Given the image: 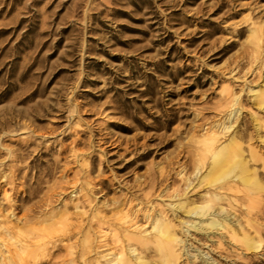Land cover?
I'll use <instances>...</instances> for the list:
<instances>
[{
  "label": "rangeland",
  "instance_id": "1",
  "mask_svg": "<svg viewBox=\"0 0 264 264\" xmlns=\"http://www.w3.org/2000/svg\"><path fill=\"white\" fill-rule=\"evenodd\" d=\"M263 96L264 0H0V213L16 221L47 200L57 221L68 211L75 223L91 213L73 208L88 191L102 210L134 197L175 222L179 264H264ZM215 126L216 145L234 140L232 160L199 183ZM209 193L251 247L241 226L237 240L185 231L186 207ZM53 241L31 264H65L66 241Z\"/></svg>",
  "mask_w": 264,
  "mask_h": 264
},
{
  "label": "bare ground",
  "instance_id": "2",
  "mask_svg": "<svg viewBox=\"0 0 264 264\" xmlns=\"http://www.w3.org/2000/svg\"><path fill=\"white\" fill-rule=\"evenodd\" d=\"M261 48V45H259L256 52L258 56L262 55ZM228 95V98H225V104L228 108H232L233 110L231 109V112H233L235 106L238 104L239 96L231 93ZM260 103L264 104V96L261 97ZM211 128L212 129L204 131L203 140L201 141L203 148L200 153L202 158L205 159V162L206 155L211 153V155H213V161L210 162L212 163L211 166L209 163V167H211L210 170L208 169L205 174L200 176L199 183L204 182V180L208 178H213L215 171L220 169L223 170L232 160L230 145L234 140H230L227 145H216L219 141V133L216 131V126L215 128ZM228 129V127L225 128V130ZM211 155L209 156L210 158ZM146 157L147 155H141V159ZM194 157L196 158L199 156ZM197 160L195 161L196 163ZM202 164L204 165V163ZM203 165L200 166L202 167ZM237 166L240 167L243 172L247 170L246 163L242 161L238 162ZM197 169L199 170L200 168ZM91 173L92 171L89 173V176L87 175L88 179L86 185L88 186L90 183L92 184L90 179ZM197 177H199L198 174ZM9 179L10 185H12L14 183L12 176ZM187 183L189 184V182ZM190 183H192L191 180ZM229 185H231V183ZM222 187L223 186H221V189ZM76 190L80 193L84 191L83 187ZM34 193L35 191L28 193L29 196L27 199L32 200L34 198L32 197ZM89 193L90 191L83 194L81 198H78L73 206L74 209L91 208V213L89 214H87V212L83 214H79L80 212L78 213V218H76L77 223L76 221L75 223L70 221L71 217L68 211L62 213V216L65 218L64 222H60L63 221L61 219L57 221L56 217L58 214L52 211V205L47 200L32 205L30 209L22 217L17 218L16 221L11 220L10 216L0 213V264H31L45 258V256H50L51 250L58 247L57 241H53L56 237H62L63 241H66L68 259L64 261L65 264H78L79 262L83 264H179L182 254L181 248L183 249V244L184 242L186 243V241H182L178 236L175 222L170 218L168 212L164 208L157 207V205L153 203L152 207L145 209V207L142 206L143 204L141 205L136 202L137 198L129 197L128 199L121 200L119 199L120 197H118L110 204L108 203L109 201H107V203L104 204V206H106L105 209L102 210V207L92 205L93 199ZM207 195H209V200L207 199L203 205L193 203L191 207H186L188 220L182 221L183 224L187 225L185 231L189 233L190 229H195L204 232L203 234L208 238L210 236V238H212V235L216 234L215 231L222 232L227 229L231 237L237 240L238 233L236 229L240 231L241 224L238 225L236 221L232 220L228 215L219 216V214L216 213L217 210L213 212V202L216 198L220 199L222 195L219 193H209ZM190 198L189 196L186 200L189 201ZM182 204L184 205V203ZM182 204L179 203V205ZM169 206L175 207L176 204L170 203ZM65 207L67 210L69 209L67 204ZM178 207L177 205V208ZM223 210L224 209H219V212ZM85 215H87V217H85ZM174 215H177V212H175ZM193 219H197L199 222ZM242 228V238L246 241L248 246L251 247L253 244V236L251 237V234L246 232L244 227ZM222 233L220 235H222ZM78 241L83 245L80 250H78L77 247ZM210 241L213 240L210 239ZM229 242L232 241L230 240ZM185 248H187L186 245ZM93 253L94 256L90 258V255ZM204 261L209 264L210 258Z\"/></svg>",
  "mask_w": 264,
  "mask_h": 264
}]
</instances>
